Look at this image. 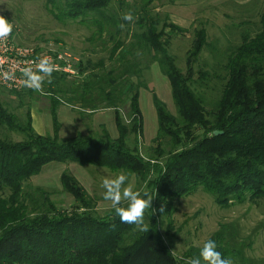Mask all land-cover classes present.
I'll return each instance as SVG.
<instances>
[{"label": "trees", "instance_id": "1", "mask_svg": "<svg viewBox=\"0 0 264 264\" xmlns=\"http://www.w3.org/2000/svg\"><path fill=\"white\" fill-rule=\"evenodd\" d=\"M118 1L123 14L114 11V0H46L54 17L95 28L92 40L104 39L109 51L80 63V81L69 83L74 76L59 72L52 73L51 83L45 80L52 131L40 134L33 125L31 103L42 90L8 89L29 99L22 116L0 97V126L22 136H0V264H188L161 230V218L172 216L177 198L203 187L223 206L264 203V6L256 29L243 30L247 22L237 28L238 42L227 31L211 40L205 26L195 29L184 70L169 45L174 35L188 31L162 23L153 0L132 7L129 0ZM127 13L131 21L123 19ZM153 64L168 77L177 110L153 92L159 126L152 144L142 146L140 95L149 89L146 72ZM63 102L79 106L82 118L115 109L119 137L103 123L62 137L57 113ZM51 162L107 166L146 183L154 196L144 217L149 231L122 223L113 208L101 214L69 168L61 180L75 203L60 204L43 185L31 183ZM237 234L232 231L227 240L217 232L211 239L226 258L245 260Z\"/></svg>", "mask_w": 264, "mask_h": 264}, {"label": "rangeland", "instance_id": "2", "mask_svg": "<svg viewBox=\"0 0 264 264\" xmlns=\"http://www.w3.org/2000/svg\"><path fill=\"white\" fill-rule=\"evenodd\" d=\"M141 1L143 0H129V3L132 7L136 2ZM114 5V11L118 12L117 14H123L126 10L122 9L124 7L119 4L118 0H114ZM152 6H154L155 14L160 17L162 23L172 21L188 31L181 35H174L169 45L171 53L176 57L177 64L185 70L189 51L193 47L195 29L205 26L211 40L219 39L224 35V31H227L230 33L228 36L233 42H238L240 34L237 33V28L247 22L249 24L243 25V30H252L253 27L256 29L263 10L264 0H180L176 2L153 0ZM0 14H3L13 24L14 38L17 42L33 44L43 49L68 50L78 58V66L82 62L86 64L90 58L97 61L109 54V51L104 49V39L94 38L95 40H92L95 28H90L77 21H63L54 17L55 15L46 5V0H0ZM226 43L223 45H227ZM208 56V52H205V58ZM155 66L153 64L151 68L154 69ZM153 69L146 72L149 89L141 90L140 95L146 126L139 138L142 146L152 144L151 137L156 135L153 132L152 136H147L148 130L149 134L150 129L156 132V125H158L156 115L150 114L151 108H154L153 92L157 93L167 103L171 111L176 112L177 110L171 83L156 76ZM73 80L80 81L81 78H68L69 83ZM47 95L43 92L34 99L39 101L40 108L42 107L46 111L50 109L52 101L51 94ZM148 96H150V102L147 101ZM0 97L7 101L17 114L22 116V113L27 112L28 107L25 105L29 100L27 97L21 99L17 94L10 92L1 85ZM62 105L74 109L78 114L81 109L79 106H72L66 102H63ZM3 135L14 140L22 138L17 131H10L0 126V136ZM130 143L134 144L133 138ZM144 149L142 147L143 153H145ZM69 167L71 171H76L74 173L78 176V182L83 189L96 200L98 211L101 214L110 211L112 209L111 202L103 198L102 181L124 171H114L107 166L82 165L76 162L71 163ZM60 172V165L59 167L52 165L32 178L31 183L43 184L44 188L51 193L52 198L59 201L63 206L74 204V196L64 190L63 185L55 178L56 176L59 177ZM128 185L134 190L149 192L147 184L144 182L138 184L134 175L129 176ZM174 205L176 209L172 216L165 215L161 218V230L178 258H185L186 261H189L198 256L196 253L190 255L191 250L201 248L204 242L215 237L217 232H224L228 236V240L231 238L229 233L232 231L235 233L237 230L238 234L234 240L245 243L244 255L246 259H231L233 264H264V203L258 204L247 200L223 206L203 187H199L193 193L177 198ZM170 223H172L171 227ZM202 264H204L203 261Z\"/></svg>", "mask_w": 264, "mask_h": 264}, {"label": "clouds", "instance_id": "3", "mask_svg": "<svg viewBox=\"0 0 264 264\" xmlns=\"http://www.w3.org/2000/svg\"><path fill=\"white\" fill-rule=\"evenodd\" d=\"M132 14L127 13L123 16L126 21L132 20ZM119 27L123 28L121 24ZM13 31V24L3 14H0V40L7 39ZM55 63L47 56L39 58L35 70L33 67L22 69L23 84L30 89L39 90L47 79L51 83V75L56 71ZM14 72L3 73L7 80L14 78ZM129 175L121 172L114 177L105 178L102 181L104 188V199L111 202L115 215L122 223L136 225L140 231L148 232L149 226L145 223V212L152 208L154 196L148 191L134 190L128 185ZM124 205V206H122ZM160 212L164 211L161 205ZM233 264L230 258H226L219 250L215 240L208 239L200 248L199 255L191 258L188 264Z\"/></svg>", "mask_w": 264, "mask_h": 264}, {"label": "crops", "instance_id": "4", "mask_svg": "<svg viewBox=\"0 0 264 264\" xmlns=\"http://www.w3.org/2000/svg\"><path fill=\"white\" fill-rule=\"evenodd\" d=\"M155 65L157 67L155 66L154 69L151 68V70L153 69V71L155 72V75L160 77V79H162V80L166 79L168 82H170L168 77H166L162 73V71L160 70V67L157 64H155ZM148 85H149V83H148ZM152 97H153V95H152ZM147 101L150 102V96H148ZM32 103H33L32 104L33 125H34L35 129L37 130V132H39L40 134H46V133L52 131L54 128L53 127L54 122H53V117H52V113H51V107L49 110L46 111L42 107L40 108L39 101L34 100ZM153 103H154V100H153ZM140 105H141V100H140ZM141 109H142V106H141ZM57 114H58V120L61 123L60 135L62 137H75L76 135H78V133L80 131L86 132L87 129L90 128V126L94 127V126H97L98 124H102V123L106 125L108 132L110 133V135L113 138H118L120 135L118 125H117V121H116L115 109L108 108V109L100 110V111L95 112L93 114V116L91 115L90 117L82 118L81 112H79V114H78L75 112L74 109L69 108L68 106L66 107L65 105H61L58 109ZM150 114L156 115L157 120H158V115H157V110H156L155 104H154V108H151ZM143 115H144V113L142 111V116ZM79 123H81V125H79ZM156 126H157L156 132H155V130L153 131L150 129V134H149V130L147 127V130H148L147 136H152L151 134L153 132H154V135L157 134L159 124ZM84 128H86V129H84ZM145 128H146V126H145V121H144V116H143V129H145ZM144 133H146L145 130H144ZM154 137L153 136L151 137L152 138L151 142H152ZM71 163H73V162H70V163H65V162L50 163V165H47V166L45 165L43 170L45 168H49L52 165H57L58 167L60 165V168H61L60 175H59V177L56 176L55 178L58 179L60 184H62L61 175H62L63 171H65L68 168L70 169L69 165H71ZM71 167L74 168L73 166H71ZM75 168H77V167H75ZM72 172H73V174H75L74 172H76V171H72ZM46 179H49V178H46ZM40 185H43V184H40Z\"/></svg>", "mask_w": 264, "mask_h": 264}, {"label": "built area", "instance_id": "5", "mask_svg": "<svg viewBox=\"0 0 264 264\" xmlns=\"http://www.w3.org/2000/svg\"><path fill=\"white\" fill-rule=\"evenodd\" d=\"M45 56L55 63L57 70L54 72L67 73L74 77L79 75V60L68 50L43 49L33 44L19 43L15 40L14 31H12L7 39L0 40V85L9 90H22L25 88L22 69L30 66L35 70L39 58ZM8 71L15 74L11 80H7L3 76V73ZM40 90H42V87Z\"/></svg>", "mask_w": 264, "mask_h": 264}, {"label": "water", "instance_id": "6", "mask_svg": "<svg viewBox=\"0 0 264 264\" xmlns=\"http://www.w3.org/2000/svg\"><path fill=\"white\" fill-rule=\"evenodd\" d=\"M220 131H216L215 133H219Z\"/></svg>", "mask_w": 264, "mask_h": 264}]
</instances>
